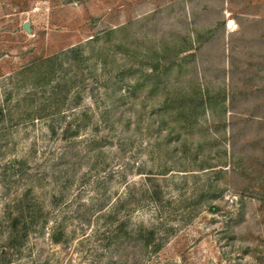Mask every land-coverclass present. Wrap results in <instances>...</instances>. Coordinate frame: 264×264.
<instances>
[{
	"label": "rangeland",
	"instance_id": "rangeland-1",
	"mask_svg": "<svg viewBox=\"0 0 264 264\" xmlns=\"http://www.w3.org/2000/svg\"><path fill=\"white\" fill-rule=\"evenodd\" d=\"M0 264H264V0H0Z\"/></svg>",
	"mask_w": 264,
	"mask_h": 264
},
{
	"label": "water",
	"instance_id": "water-1",
	"mask_svg": "<svg viewBox=\"0 0 264 264\" xmlns=\"http://www.w3.org/2000/svg\"><path fill=\"white\" fill-rule=\"evenodd\" d=\"M25 29L27 30V31H30V29H29V25L26 23L25 24Z\"/></svg>",
	"mask_w": 264,
	"mask_h": 264
},
{
	"label": "trees",
	"instance_id": "trees-1",
	"mask_svg": "<svg viewBox=\"0 0 264 264\" xmlns=\"http://www.w3.org/2000/svg\"><path fill=\"white\" fill-rule=\"evenodd\" d=\"M211 210H212V212H215L217 210V208L213 207Z\"/></svg>",
	"mask_w": 264,
	"mask_h": 264
}]
</instances>
